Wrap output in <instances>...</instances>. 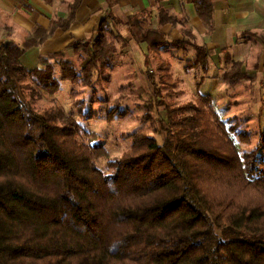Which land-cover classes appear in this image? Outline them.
Returning <instances> with one entry per match:
<instances>
[{
    "label": "trees",
    "instance_id": "obj_1",
    "mask_svg": "<svg viewBox=\"0 0 264 264\" xmlns=\"http://www.w3.org/2000/svg\"><path fill=\"white\" fill-rule=\"evenodd\" d=\"M185 1L209 30L211 1ZM80 2L70 0L64 18L36 26L21 44L0 42V264H264V154L260 146L236 148L229 136L236 127L219 117L210 94L178 102L179 80L161 56L192 49L187 68L205 72L209 53L185 17L160 6L156 27L150 10L111 15V22L103 16L92 36L67 46L89 56L79 70L64 51L40 56L30 70L22 65L28 48L69 27ZM106 2L111 9L116 0ZM166 23L181 24L183 38L167 41L160 30ZM112 25L146 45L152 103L145 107H163L165 135L134 132L130 150L102 171L95 165L100 147L78 140L73 116L33 102L56 93L62 81L91 86L93 73L103 77L117 54L116 37L123 39ZM246 79L239 62L223 73L228 87ZM119 91L137 89L128 81Z\"/></svg>",
    "mask_w": 264,
    "mask_h": 264
},
{
    "label": "crops",
    "instance_id": "obj_2",
    "mask_svg": "<svg viewBox=\"0 0 264 264\" xmlns=\"http://www.w3.org/2000/svg\"><path fill=\"white\" fill-rule=\"evenodd\" d=\"M69 1L0 0V42L10 39L21 44L36 26L48 29L52 20L67 15ZM210 1L213 6V18L208 30L196 14L194 5L185 0H116L111 9L108 8L106 0H81L69 27L65 30L55 29L42 44L28 48L20 61L30 70L38 65L40 56L69 51L67 46L72 41H83L92 36L98 20L103 16L111 22V15L123 19L133 13L150 10L149 22L152 27H156L157 8L160 6L169 14L185 17L192 28L196 43L204 46L209 53L205 72L200 68H192L208 75L206 80L195 82L196 92L199 93L200 86L208 82L211 93L207 91V94L212 96V104L216 110L215 93L225 91L229 95L232 93L231 103L235 107L243 104L250 110V115L255 112L259 114L264 111V0ZM116 27L120 36L129 39L130 48L121 56L126 58L127 62L132 59L140 61L144 72L146 45L133 41L122 25ZM160 30L165 34L167 41L183 38L182 25L179 23H166ZM173 51L168 59L162 57L169 63L172 76L178 74L190 78L192 69L187 68V63L192 59L194 51ZM231 61L240 63V70L248 79L228 87L223 81V73L230 68ZM218 115L221 116L219 112Z\"/></svg>",
    "mask_w": 264,
    "mask_h": 264
},
{
    "label": "rangeland",
    "instance_id": "obj_3",
    "mask_svg": "<svg viewBox=\"0 0 264 264\" xmlns=\"http://www.w3.org/2000/svg\"><path fill=\"white\" fill-rule=\"evenodd\" d=\"M113 32L114 35L120 34L115 25ZM122 38L116 37L115 39L117 54L114 57L113 66L108 72H105L103 77L96 78V73H93L91 86L84 85L82 79H76L73 82L65 80L60 82L61 86L56 93L42 94L33 102L35 108L40 111L50 108L54 110L59 107L66 115L73 116L80 128L78 140L94 143L100 147L98 153L100 152L101 156L95 159V165L102 171H107L109 161L122 157L130 150L134 132H141L157 140L162 139L165 135L163 130H160L158 122L160 117L165 116V111L161 106H152V109L145 107L152 103V99H150L152 88L144 76L140 61L132 59L127 62L126 58L121 56L130 48V45L127 44L125 47L123 43L129 42L128 37ZM171 52H174L173 49H166L161 52V56L168 59ZM64 56L72 59L78 70L89 59L82 49L77 54H73L69 50L64 52ZM172 60L174 59L172 58ZM150 61L155 67L156 61L152 56H150ZM50 63L56 64L53 60H50ZM56 69L55 66L53 73L58 77L59 73L56 72ZM190 72L192 73L190 78H184L178 74L173 76L179 80L178 90H181V94L177 97L178 102L194 100L198 94L195 90V82L200 80L202 82L208 78V75H204L199 69L195 71L192 69ZM81 74L83 77L84 74ZM201 77L203 78L201 79ZM128 81L133 83L137 92L119 95L120 86ZM208 87V82L203 83L199 88V93L207 94V91L210 92ZM231 94L229 95L225 91L215 93L217 99V110L214 108L215 111L217 114L220 113L219 117L222 120L228 122L227 125L232 124L236 127L235 132L229 133V136L239 151L260 146L259 153L264 154V142L261 137L264 131V111L259 114L253 112L254 114L250 115V110H247L243 104L235 107L231 103L233 101ZM122 95H125L127 99L121 101V105L112 102ZM242 132L245 133L242 134Z\"/></svg>",
    "mask_w": 264,
    "mask_h": 264
}]
</instances>
